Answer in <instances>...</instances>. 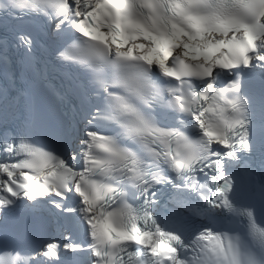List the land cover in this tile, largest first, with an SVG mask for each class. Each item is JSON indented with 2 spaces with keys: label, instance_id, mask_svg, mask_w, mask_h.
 Returning a JSON list of instances; mask_svg holds the SVG:
<instances>
[{
  "label": "snow or ice",
  "instance_id": "obj_1",
  "mask_svg": "<svg viewBox=\"0 0 264 264\" xmlns=\"http://www.w3.org/2000/svg\"><path fill=\"white\" fill-rule=\"evenodd\" d=\"M0 67V264H264V0H0Z\"/></svg>",
  "mask_w": 264,
  "mask_h": 264
}]
</instances>
